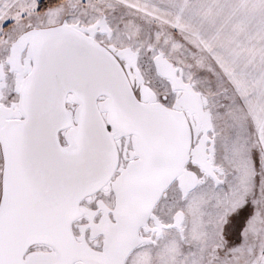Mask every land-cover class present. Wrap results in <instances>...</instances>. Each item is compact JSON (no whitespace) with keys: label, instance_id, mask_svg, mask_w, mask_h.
Returning a JSON list of instances; mask_svg holds the SVG:
<instances>
[{"label":"snow or ice","instance_id":"obj_1","mask_svg":"<svg viewBox=\"0 0 264 264\" xmlns=\"http://www.w3.org/2000/svg\"><path fill=\"white\" fill-rule=\"evenodd\" d=\"M90 3L67 0L62 16L64 4L0 0V264H154L161 246L143 193L172 147L171 97L145 95L97 39L102 18H80ZM197 136L213 163L229 150L224 129ZM232 145L236 170H255L251 148Z\"/></svg>","mask_w":264,"mask_h":264},{"label":"rangeland","instance_id":"obj_2","mask_svg":"<svg viewBox=\"0 0 264 264\" xmlns=\"http://www.w3.org/2000/svg\"><path fill=\"white\" fill-rule=\"evenodd\" d=\"M61 4L65 5L61 15L70 16L72 10L67 0L48 8ZM84 7L81 19L100 17L103 20L97 39L110 40V46L119 52L131 51L130 58L136 56L135 64L124 54L120 60L131 64L136 74L140 70L146 84L158 96H170L173 104L180 92L158 73L155 60L159 58L171 61L179 76L201 95L204 115L191 114V150L202 147L200 155L209 166L204 167L192 156L185 166L195 175V180H190L191 187L175 180L153 209L152 216L159 222L158 227H162L161 246L153 252L154 264H261L264 261L261 146L260 142H252L258 133L245 103L246 89L231 71L234 58L239 61L241 54L244 57L246 43L242 47L239 43L264 27L194 25L193 20H177L173 12L134 0H91ZM187 16H191L190 10ZM252 39L247 45L255 47L256 38ZM233 44L235 52L231 50ZM225 54H230V62L226 61ZM210 125L224 129L231 137L228 152L218 150L214 163L197 136ZM232 141L238 147L251 148L257 160L255 170L250 164L243 173L236 170L230 162ZM217 166L223 169L222 173L216 172L223 181L220 184L212 175H206Z\"/></svg>","mask_w":264,"mask_h":264},{"label":"crops","instance_id":"obj_3","mask_svg":"<svg viewBox=\"0 0 264 264\" xmlns=\"http://www.w3.org/2000/svg\"><path fill=\"white\" fill-rule=\"evenodd\" d=\"M164 11L176 14V19L193 20L192 24H213L222 26H255L264 27V0H134ZM191 16L188 17V11ZM175 17V16H174ZM188 17V18H187ZM189 22V21H187ZM195 25V24H194ZM252 37L243 43L244 57L239 52L240 60L234 58L232 75L242 80L246 89L245 100L250 117L258 133L259 126L264 123V28L258 33L251 32ZM256 38V46L248 44ZM249 39H251L249 41ZM236 41V39H234ZM237 45V44H236ZM237 45V46H239ZM231 45V50L234 49ZM242 47V46H241ZM235 52V49L233 50ZM226 55V54H225ZM230 62V54L226 55ZM225 59V58H224ZM232 65V64H231ZM230 65V66H231ZM229 66V67H230ZM264 153V143H260ZM264 175V169H262ZM264 202V199L262 200Z\"/></svg>","mask_w":264,"mask_h":264},{"label":"water","instance_id":"obj_4","mask_svg":"<svg viewBox=\"0 0 264 264\" xmlns=\"http://www.w3.org/2000/svg\"><path fill=\"white\" fill-rule=\"evenodd\" d=\"M112 48V47H111ZM115 52V58L120 59L121 52L112 48ZM165 62L164 66L168 70H174V66L171 61L163 59ZM119 66V65H118ZM189 87H191L189 85ZM148 94L153 96L152 91L146 86ZM159 107L163 108V105H160L159 102H155ZM182 111L175 112L174 107L166 109L169 113H172V127L174 129V138L172 141V147L169 153V156L162 167H160L151 178L157 179L160 178V183H155L156 187L149 190L147 199L144 201V207L142 209L145 216H151L152 211L155 208L156 204L159 202L164 192L171 186V184L177 179L178 174L185 168L186 163L189 161L190 155L188 154L191 149L192 143V118L188 116L185 110L180 106ZM190 114V113H189ZM179 147V150L177 149ZM174 149L180 155V159L176 160L174 157ZM160 171V173H159ZM157 172L159 175H157ZM155 180V179H154ZM154 183V182H153Z\"/></svg>","mask_w":264,"mask_h":264},{"label":"bare ground","instance_id":"obj_5","mask_svg":"<svg viewBox=\"0 0 264 264\" xmlns=\"http://www.w3.org/2000/svg\"><path fill=\"white\" fill-rule=\"evenodd\" d=\"M121 54H123V52H121ZM134 60V59H133ZM167 68V67H166ZM166 72V71H165ZM168 74V73H167ZM169 75V74H168ZM171 75V74H170ZM173 75V74H172ZM175 80V79H174ZM176 82V81H175ZM180 83L184 86V89H185V94H184V96L178 101V104H179V106H181L182 108H183V110L185 109V108H188L189 109V113L190 114H192V113H196V114H199L201 117H202V115H204V112L202 111V107H201V96L199 97L198 96V93L196 92V91H194V89L193 88H191V87H189V85L188 84H184L182 81H180ZM146 87V85H144V88ZM146 89V88H145ZM146 96H149V97H151L152 99H153V101H155V99H154V97L151 95V94H146ZM191 100V102L189 103V101ZM155 102H158V101H155ZM207 119L209 118V115L207 114ZM203 146V145H202ZM177 149L179 150V147H177ZM178 150H175L174 149V157H175V159L176 160H179L180 159V155H178L179 153H177L176 151H178ZM196 150L194 151H192L191 149H190V151H189V155H190V157H189V160L192 158V156L195 158V159H199L201 162H202V164H203V166L204 167H208L209 165H208V162L206 161V160H204V158H203V156H201L200 155V153L197 155L196 154ZM194 153H195V155H194ZM159 173H160V171H159ZM159 173L157 172V175H159ZM190 174V176H188L189 178H190V180H191V182L193 181V180H195V175H193L192 173H190L189 171H187L185 168L184 169H182V171L178 174V177H177V179H179V180H183L184 178L186 179L187 178V175H189ZM155 179V180H154ZM176 179V180H177ZM154 182V183H153ZM160 183V178L159 177H157V179H156V177L155 178H151L150 180H149V182H148V184H147V186H146V188H145V190H144V193H143V201H145L146 199H147V195H148V192H149V190L151 191V189H154L155 187H156V185H155V183ZM181 182V181H180Z\"/></svg>","mask_w":264,"mask_h":264},{"label":"flooded vegetation","instance_id":"obj_6","mask_svg":"<svg viewBox=\"0 0 264 264\" xmlns=\"http://www.w3.org/2000/svg\"><path fill=\"white\" fill-rule=\"evenodd\" d=\"M123 52V54L126 56V57H128L129 58V60H130V62H131V64L133 65V64H135L136 62H135V55H132L133 56V59H131L130 58V55H131V51H125V50H123L122 51ZM155 64H156V69H157V71H158V73L160 74V75H162L163 77H165V78H167L170 82H171V84H172V87H173V89L174 90H179L180 92H179V95H178V98H176L175 100H174V102H173V107H175V103H177L183 96H184V94H185V89H184V86L180 83V81H182L183 83L185 82L184 80H183V78L181 77V76H179V73H178V70L177 69H175L174 67V70L172 69V70H168V69H166L165 68V66H164V64H165V62L163 61V59L162 58H159V59H156L155 60ZM166 71V72H165ZM137 72V77H138V80H139V82L143 85V91H144V93H145V95L146 94H148V91L144 88V85H146L151 91H152V93H153V97H154V99H155V101H158L159 102V100H157L156 99V97H158V95H157V93L150 87V86H148L147 84H146V80L144 79V77H143V75H142V73H141V71L139 70H137L136 71ZM169 75H168V74ZM171 74V75H170ZM173 74V75H172ZM175 79V80H174ZM176 81V82H175ZM184 84H187L186 82L184 83ZM191 86V85H190ZM191 88H193L192 86H191ZM194 89V88H193ZM198 93V92H197ZM198 96L200 97L201 95L198 93ZM191 102V100L189 101V103ZM186 111V113L188 114V116L190 117V118H192L193 119V117H192V115L191 114H189V112L187 111V110H185ZM202 146V145H201ZM201 149H202V147H199V148H196L195 150L197 151L196 152V154L198 155L200 152H202L201 151ZM194 150V151H195ZM200 151V152H199ZM199 152V153H198ZM194 155H195V153H194ZM199 156V155H198ZM194 160H196V161H198V162H200V163H202L199 159H195L194 158ZM189 175H187V178L185 179H183V180H180L181 181V185H185V186H187V188L188 187H191V183H190V178L188 177ZM152 216V215H151Z\"/></svg>","mask_w":264,"mask_h":264},{"label":"trees","instance_id":"obj_7","mask_svg":"<svg viewBox=\"0 0 264 264\" xmlns=\"http://www.w3.org/2000/svg\"><path fill=\"white\" fill-rule=\"evenodd\" d=\"M63 0H47V7L55 6L56 4L62 2Z\"/></svg>","mask_w":264,"mask_h":264}]
</instances>
